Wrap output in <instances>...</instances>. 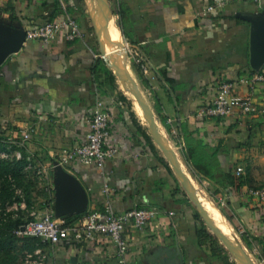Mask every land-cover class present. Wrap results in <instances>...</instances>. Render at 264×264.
<instances>
[{"label":"crops","instance_id":"0c3cea01","mask_svg":"<svg viewBox=\"0 0 264 264\" xmlns=\"http://www.w3.org/2000/svg\"><path fill=\"white\" fill-rule=\"evenodd\" d=\"M215 1L109 0L113 16L97 14L105 22L94 20L96 34L78 0H0V26L6 29L27 32L70 16L83 31V37L74 41L60 38L44 44L25 40L0 65V129L22 152L25 174L34 166L40 176L32 182L34 190H39L33 194L35 204L27 211L25 201V208L20 209L32 217L50 209L63 222H77L91 211L102 210L107 202L118 213L136 207L157 212L144 230L127 229L130 250L123 263L114 243L102 237L90 244H47L39 249L46 264L234 263L230 251L222 250L225 244L208 216L190 195L191 201L182 197L183 183L176 169L180 162L174 161V167L161 154L171 150L166 145L171 127L188 160L184 128L215 155L219 180L230 175L231 182L237 168L244 169V175L227 188L200 179L220 190L212 198L221 204L216 208L229 233L223 235L233 234L231 238L243 246L247 264H264V205L249 193L264 187V83L238 86L241 96L254 92L259 113L236 112L211 120L198 116L212 102L220 82L264 74V64L258 71L250 64L252 24L247 19L264 16V0L261 5L240 2L224 10L206 11ZM113 43L115 48L110 50ZM127 43L132 47L129 51ZM130 51L148 61L146 74L129 61ZM101 68H107L110 76ZM98 101L113 113L106 149L116 150L115 156L102 169L78 160L60 165L66 151L87 142ZM26 134L29 139L23 141ZM13 158L0 161L18 160ZM161 158L171 165L180 186ZM65 173L81 184L88 203L60 216L58 183ZM105 186L112 189L109 196L104 194ZM204 197L214 204L211 197ZM191 202L218 237L216 242L198 237L201 225Z\"/></svg>","mask_w":264,"mask_h":264},{"label":"built area","instance_id":"2783aa9c","mask_svg":"<svg viewBox=\"0 0 264 264\" xmlns=\"http://www.w3.org/2000/svg\"><path fill=\"white\" fill-rule=\"evenodd\" d=\"M247 2L261 5L262 0H216L210 4L206 11L224 10L232 3ZM83 37V31L78 21L73 17H65L62 20L48 21L36 26L26 32V40H36L44 44H51L60 38L74 41ZM128 51L132 49L129 43L126 44ZM133 64L138 69L147 73L149 70L148 61L136 52L130 51ZM264 83V74H253L248 79L230 80L220 82L216 88V94L210 104L199 110L198 116L203 119H224L236 112L243 115H255L259 109L254 100V92H247L245 95L238 94V86L241 83ZM264 113V111H263ZM113 113L102 101H98L93 109L90 119V133L87 142L75 149L68 150L60 160V165L64 166L73 161H80L85 165L95 164L102 169L107 159L116 154V150L106 149L107 141L111 135V121ZM29 135L23 136V141H27ZM14 156L7 150H0V159H11ZM15 157L19 160L21 155ZM244 169L238 167L236 178L240 179L244 175ZM1 189V182H0ZM112 189L105 186L104 194L109 196ZM250 195L259 200L264 205V187L250 190ZM22 197V196H21ZM25 208V200L20 203H7L3 207L0 200V219L7 214L17 212ZM173 215L172 212L169 213ZM157 212L153 209L133 208L124 213L114 210L111 202H107L102 210H95L84 215L79 221L65 224L59 221L53 210L48 211L34 221L26 222L16 228L13 233L17 237L38 238L48 245H58L61 243H95L102 237L109 238L115 245L117 253L124 262L125 256L129 254L130 245L127 239V229L144 230L156 218ZM25 264H46L45 256L41 250L26 254Z\"/></svg>","mask_w":264,"mask_h":264},{"label":"trees","instance_id":"16d2710c","mask_svg":"<svg viewBox=\"0 0 264 264\" xmlns=\"http://www.w3.org/2000/svg\"><path fill=\"white\" fill-rule=\"evenodd\" d=\"M80 3H85L87 5V0H78ZM81 7V4H80ZM121 32V31H120ZM99 62H102V60H99L98 67L96 68V71L99 70ZM102 69V68H101ZM101 71H104V73L107 76H110V72L107 68H103ZM255 73V72H253ZM168 81H171L168 79ZM183 133L185 136V143H186V149L189 155V162L191 165L192 173L197 178H203L207 179L213 183L219 184L220 186H230L235 185L236 179L234 177H231L230 182V175L229 176H222V179L217 178V169H219V163L215 157V155L211 156L209 152L207 151V147L200 141H196L191 133H188L187 130L184 128ZM4 140H0V149L5 150V146L2 143ZM155 150V149H154ZM161 161L163 165L165 166L168 173L175 177L176 181L178 182L179 186L180 181L179 179L174 175L171 165L164 159L161 158ZM27 166V162L24 160V158L20 160H9V161H0V182H1V189H0V200L2 201L3 207H5V204H13L14 200L17 199L18 203H20L23 199L26 201L27 205V211L30 210L32 204V198H33V183H30L32 186V189L28 187L29 184H27V198H15L16 197V187L21 188V186H24V180H25V170L24 168ZM23 181V182H22ZM239 181V180H238ZM178 192H180V188L178 187ZM182 191V197L185 198L187 201H191L189 198V194L185 190ZM220 190L217 189L215 191V195L219 194ZM212 198V197H211ZM210 198V199H211ZM211 200L214 201V204L217 208L220 209V202H218L215 198H212ZM190 207H192L196 213L195 218L196 221L201 225V228L198 229V237L199 238H209L212 241L216 242L218 240V237L210 230V228L205 223L204 219L198 212L195 204L193 202L190 203ZM27 212L24 213L23 210L19 209L17 212H12L7 214V216L3 219H0V251H10V249L13 247L14 244H16L19 241L24 242V248L29 249V251L34 252L39 247L42 249L47 244L43 243L38 238H29V237H17L14 235L13 231L20 227L21 225L25 224L23 215H25ZM73 223L72 221H65V224ZM38 248H37V246ZM40 245V246H39ZM2 264V263H0ZM232 264V263H230ZM235 264V263H233Z\"/></svg>","mask_w":264,"mask_h":264},{"label":"rangeland","instance_id":"374dc122","mask_svg":"<svg viewBox=\"0 0 264 264\" xmlns=\"http://www.w3.org/2000/svg\"><path fill=\"white\" fill-rule=\"evenodd\" d=\"M108 3H109L110 9L112 10V8L110 6V2H108ZM80 4H81V10H82L83 15L89 19L88 20L89 25H91L92 30L97 34L98 33L97 27H96L94 20L96 22L104 21L103 17H102V19L97 18V14L99 15V13L101 14V12H102L101 16H105V15L110 14L106 0H98V1L96 0V2H94V0L93 1L87 0V5L85 3H83V4L80 3ZM103 4L106 7L105 9L103 7ZM100 5H101V7H100ZM93 16L95 17V19L92 18ZM113 23H114V25H116V23L114 21V17H113ZM112 42H114V41L112 40ZM110 46H111L110 50L112 48H115V43L111 44ZM115 51H117V50H115ZM129 61L133 64V59L131 57H130ZM133 66H134V64H133ZM134 67H136L138 69L137 66H134ZM120 68L124 69V65H121ZM138 71H140V70L138 69ZM173 129L174 128L171 127V132H170V135L168 136V142L171 146H169V144L166 143L167 147L171 150H169V152L165 151L164 152L165 154L163 153V151H161V154H163V157L166 158L170 162V164L174 167H176L173 163L174 161L180 162V164H181L180 169L177 168L179 166H177L176 169L180 172V178H181V181L183 183L182 184L183 190H186L187 193L191 196L193 201L198 206L199 210L202 211V214L206 217L208 216L207 217L208 221L213 226V228H216V229L220 230L221 232H223L224 234H227L228 231H227L226 227L224 226L223 218L221 217L219 210L216 208V206L210 200H208L207 198L204 197V196H206L208 198L212 197V196L216 197V195H215L216 190L206 180H202V179L197 178L193 175V173H192L193 169H191V165H190L189 161L187 160L186 155L183 151V146L181 145L180 138L177 136V133L173 131ZM13 139H15V138H13ZM13 139H12V141H14ZM0 140H4L2 143H4L3 145L5 146L6 149H8L10 151L12 156L15 157V155L18 153L21 155L22 152L20 150L16 149V147L12 145L13 142L11 143L9 141V138L6 137V135H3V132L1 129H0ZM17 147H19V149L25 148V145H18ZM159 150H161V149H159ZM172 155H175V157L177 156V158L179 160L178 159L172 160V157H171ZM11 159H14V158H11ZM35 172H37V169H35L34 166H32V167L29 166L28 172H27V174H25L26 176L24 177L25 178L24 186H21V188L16 187V197L15 198H25V199L27 198V193H26L27 187H25V186H27V184H29L28 187L32 189V186H31L32 184L30 185V183L34 182L35 181L34 179H36L38 176V174H37L38 172L37 173H35ZM38 177H40V176H38ZM43 188H45V187H43ZM43 188H40V189H43ZM37 190L35 189L32 191L34 193H36ZM41 193L43 194L44 192H41ZM202 195H204V196H202ZM14 203H18L17 199L14 200ZM33 204H35V203L33 202ZM33 211H35V210H33ZM23 218H24L23 219L24 222H30V221L35 220V217L30 216L29 213H26L23 216ZM231 235H233V234L230 233V237H229V235H226L222 239L219 238L220 241H222V243L225 244V245H222V250H225V251L227 250V252L230 251V258H231V260H233L234 263L245 264V262H246V264H247L248 259L243 255V254H245V252L243 251V246H241V244L238 241H236L237 239L233 240L232 239L233 237L231 238ZM23 246H24V242L19 241L13 245V247L10 249V251H8V252L0 251V263H2V264H25L26 254L33 253V252L29 251V249L24 248ZM37 248H38V246H37ZM38 249H41V248L39 247ZM251 258L254 260L253 257H251Z\"/></svg>","mask_w":264,"mask_h":264},{"label":"water","instance_id":"95a60500","mask_svg":"<svg viewBox=\"0 0 264 264\" xmlns=\"http://www.w3.org/2000/svg\"><path fill=\"white\" fill-rule=\"evenodd\" d=\"M109 1L106 0L109 11L113 16V12L109 7ZM252 24L251 33V60L250 64L256 71L264 64V16L261 18H247ZM26 40V32L21 30L6 29L0 26V65L5 59L13 53L18 52ZM57 192L58 200V215L65 216V212L73 209H81L88 202L87 194L81 184L69 174H63V177L58 183ZM213 231L221 238L223 233L213 228Z\"/></svg>","mask_w":264,"mask_h":264},{"label":"bare ground","instance_id":"6f19581e","mask_svg":"<svg viewBox=\"0 0 264 264\" xmlns=\"http://www.w3.org/2000/svg\"><path fill=\"white\" fill-rule=\"evenodd\" d=\"M91 1H93V0H91ZM98 1V0H97ZM94 2H96V0H94ZM103 2V1H102ZM98 5V4H97ZM90 6V5H89ZM100 7H101V5H100ZM103 7H104V9L106 8L105 7V5L103 4ZM99 8V7H98ZM101 12V11H100ZM101 14H102V12H101Z\"/></svg>","mask_w":264,"mask_h":264}]
</instances>
